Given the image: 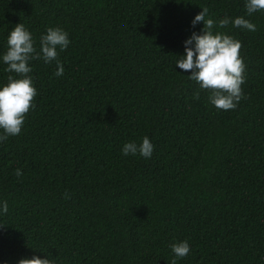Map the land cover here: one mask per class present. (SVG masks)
Wrapping results in <instances>:
<instances>
[{
  "label": "trees",
  "instance_id": "obj_1",
  "mask_svg": "<svg viewBox=\"0 0 264 264\" xmlns=\"http://www.w3.org/2000/svg\"><path fill=\"white\" fill-rule=\"evenodd\" d=\"M246 3L0 0V87L16 75L2 59L16 24L37 51L49 27L70 40L61 76L56 61L29 62L35 107L0 142V264H264V10L249 16ZM205 7L214 32L242 43L235 109L216 108L176 66ZM226 15L256 31L219 28ZM145 136L151 158L123 155ZM185 239L176 258L170 245Z\"/></svg>",
  "mask_w": 264,
  "mask_h": 264
},
{
  "label": "clouds",
  "instance_id": "obj_2",
  "mask_svg": "<svg viewBox=\"0 0 264 264\" xmlns=\"http://www.w3.org/2000/svg\"><path fill=\"white\" fill-rule=\"evenodd\" d=\"M247 15L264 10V0H247L245 5ZM208 8H202L192 20V25L203 22V28L199 33L193 32L185 41V54L179 56L176 66L179 69L190 72L188 78L196 81L201 89L210 90L209 101L218 109H235L243 98L241 85L245 82L244 72L246 65L240 56L241 41L223 32L216 31L217 21L208 16ZM232 23L234 27L256 31V25L243 16L230 20L227 15L218 21L219 28H225ZM70 43L69 34L60 27H49L45 35L40 38V51L35 48L32 33L22 23L15 25L9 33L7 51L3 55V62L7 65L5 71L15 73L9 75L7 83L0 87V142L7 140L9 136L19 135L25 122V116L30 108H34L33 98L37 95L33 78L30 75L32 68L29 62L43 59L45 63L56 61V76L64 72L59 60V52L67 49ZM199 99V92L195 94ZM154 145L149 137L145 136L142 143L127 142L122 148L123 155H136L139 153L144 158H151ZM15 175H23L17 168ZM71 196L65 192V199ZM2 211L7 213V201L2 202ZM176 258H183L190 252L188 240H183L170 245ZM7 264V262H5ZM18 264H57L55 259L47 255L41 258L33 254L31 258L22 257ZM171 264H177L172 259Z\"/></svg>",
  "mask_w": 264,
  "mask_h": 264
}]
</instances>
